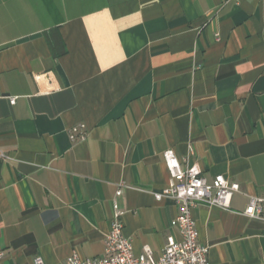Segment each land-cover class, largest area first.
<instances>
[{"label": "crops", "instance_id": "1", "mask_svg": "<svg viewBox=\"0 0 264 264\" xmlns=\"http://www.w3.org/2000/svg\"><path fill=\"white\" fill-rule=\"evenodd\" d=\"M169 149L240 185L193 210L210 264H264V0H0V264L103 258L114 201L161 255Z\"/></svg>", "mask_w": 264, "mask_h": 264}, {"label": "built area", "instance_id": "2", "mask_svg": "<svg viewBox=\"0 0 264 264\" xmlns=\"http://www.w3.org/2000/svg\"><path fill=\"white\" fill-rule=\"evenodd\" d=\"M15 104L16 98L10 99ZM85 126L79 125L70 131V137L75 141L80 136L85 138ZM164 163L170 178L167 187L155 193L157 201L171 198L180 206L179 214L171 222L179 238L171 235L167 238L163 252L155 256L153 250L146 246L143 252L136 255L131 239L124 234L122 216L117 201L113 202V213L110 231L105 240V256L103 258H82L76 251L68 257L65 264H210V247L199 242V232L193 210L200 202L223 209H230L233 197L240 192V185L232 182L223 175H217L208 180L197 165H183L174 151L164 152ZM0 158H7L0 151ZM120 188L116 197L122 195ZM245 215L252 219L264 221V196L249 198ZM4 255L0 252V258ZM33 264H44L41 257H36Z\"/></svg>", "mask_w": 264, "mask_h": 264}]
</instances>
